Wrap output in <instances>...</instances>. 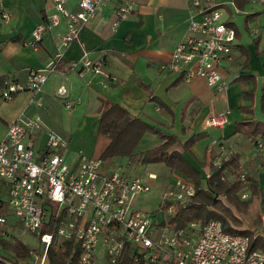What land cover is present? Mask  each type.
Returning <instances> with one entry per match:
<instances>
[{"label":"crops","instance_id":"obj_1","mask_svg":"<svg viewBox=\"0 0 264 264\" xmlns=\"http://www.w3.org/2000/svg\"><path fill=\"white\" fill-rule=\"evenodd\" d=\"M76 1L67 0L66 8H74ZM120 1L100 5L83 23L77 38L65 44L59 42L65 29V18L61 16L57 24L46 26L33 47L25 41L34 25L45 21L53 10V0H0V139L8 124L18 116L38 115L43 127L33 136L35 147L43 145L46 130L52 129L68 138L73 155L77 149L100 155L108 142V136L98 129L99 109L102 99L106 98L178 135L175 143L178 148H182L181 142L189 134L198 133L188 142L183 154L203 175L207 174L211 160L230 150L238 152L240 162L250 159L254 154L253 137L247 131L253 128V123L246 121L252 119L264 125V5L253 0H233L236 7L231 9L228 0H215L221 11H226L222 19L235 31L233 56L220 68L228 84L223 89H215L202 76L185 79L182 71L170 66L172 50L188 32L190 16L198 14L192 0H131L132 12L115 23L114 7ZM246 4H249L247 10ZM239 11H243L246 27L253 32L258 54L251 41L238 40L240 32L232 14ZM58 49L62 53L38 90L25 87L15 91L11 100L3 98L1 88L5 76L26 81L30 70L42 66ZM85 49L91 57L103 60L100 72L81 65L80 56ZM239 74L245 77L235 79ZM60 83L65 85L67 95L79 97L71 109L63 103L65 96L56 92ZM64 108L68 110L65 112ZM219 108H228L225 124L205 126L206 112ZM72 127L86 128L88 136L72 140L69 131ZM259 136L257 132L255 137ZM161 140L157 131L145 130L133 154L111 156L117 161L110 156L104 158L103 168L107 169L113 162H121L125 167L131 163L128 170L137 172V163L165 164L162 160H140L143 151ZM166 166L172 173L164 187L177 177L191 179L184 171ZM149 172L155 176H149ZM142 176L151 184L157 174L148 169L147 176ZM257 178L264 196V164L257 169ZM6 195V185L0 178V200L4 202ZM258 200L251 203L250 209L259 206ZM2 205L6 219L0 221V238L12 239L17 237L13 226L21 224L5 203ZM7 248L0 242V255L11 259L14 250ZM3 249L7 252L3 253ZM5 260L1 259L0 264H10Z\"/></svg>","mask_w":264,"mask_h":264},{"label":"built area","instance_id":"obj_2","mask_svg":"<svg viewBox=\"0 0 264 264\" xmlns=\"http://www.w3.org/2000/svg\"><path fill=\"white\" fill-rule=\"evenodd\" d=\"M66 1L53 0V10L45 21L34 25L25 41L28 45L35 47L46 26L57 24L61 16L65 18V29L59 42L65 44L77 38L83 23L100 5L112 0H77L70 9ZM253 1L264 5V0ZM192 4L198 14L190 16L188 32L174 46L170 66L182 71L185 79L199 75L209 86L223 89L228 80L220 68L233 56L234 28L222 19L215 0H192ZM132 10L131 0L116 3L114 22ZM61 53L56 50L42 66L31 69L24 82L5 76L3 98L11 100L15 91L25 87L38 90ZM80 63L93 72L103 67V60L91 57L86 49ZM56 92L65 96L63 103L68 109L79 101V97L67 95L63 83ZM227 112L228 108L208 110L204 125H224ZM42 127L38 115H21L8 124L0 139V178L7 188L4 202L0 200V221L6 219L2 210L5 203L21 226L35 233L41 243L40 248L30 249L21 263L50 264L51 241L60 245L73 239L78 246L79 264H264V252L249 248L248 235L223 229L216 217L202 224L196 219L188 220L181 226L168 220L175 204L184 205L194 192L191 179L177 177L162 191L161 200L166 204L160 207L167 216H156L133 205L138 192L150 189V183L140 173L129 171L121 162L104 169L101 155L87 154L82 149L67 158L63 151L68 138L52 129L46 130L43 145L35 147L33 136ZM253 147L264 153L261 141L257 140ZM148 175L155 176L153 172ZM247 195L243 189L241 196ZM260 218L263 224L264 212ZM53 222L54 228H46Z\"/></svg>","mask_w":264,"mask_h":264},{"label":"trees","instance_id":"obj_3","mask_svg":"<svg viewBox=\"0 0 264 264\" xmlns=\"http://www.w3.org/2000/svg\"><path fill=\"white\" fill-rule=\"evenodd\" d=\"M244 77L245 74H239L234 78ZM246 122L253 123V128L247 131L253 137L252 144L259 140L264 145V125L252 119H247ZM98 129L108 136V142L100 153L103 158L131 155L135 152V144L145 130L157 131L162 138L161 142L143 151L140 160L144 162L162 160L170 168L184 171L194 184L192 195L184 205L175 204L174 211L168 215V220L174 226H181L188 220L196 219L202 224L208 218L216 217L221 221L223 229L248 235L249 248H258L264 252V223L262 224L258 213L259 209L264 211V196L257 178V169L264 164V153L260 149L253 148L252 157L243 162L239 161L237 151L230 150L219 156L217 161L211 160L208 173L203 175L183 154L188 142L198 136L196 132L189 134L181 142L182 148H178L175 146L179 139L178 135L161 129L141 116L131 113L123 104L106 98L102 99V106L99 109ZM257 132L260 133L259 137H255ZM243 189L248 191L246 197L241 196ZM256 198H259V206L251 213L250 206ZM161 204L166 203L161 201ZM55 226L53 222L46 228ZM0 242L14 250L12 258L14 262L19 260L20 256L28 255L32 249L18 237L12 239L1 237ZM77 254L78 246L73 239L65 240L60 245H56L53 240L48 245L50 264L65 262L79 264Z\"/></svg>","mask_w":264,"mask_h":264},{"label":"rangeland","instance_id":"obj_4","mask_svg":"<svg viewBox=\"0 0 264 264\" xmlns=\"http://www.w3.org/2000/svg\"><path fill=\"white\" fill-rule=\"evenodd\" d=\"M228 6L231 7V9H234L236 7V4L233 2V0H228ZM249 8V4H246L244 9L247 10ZM222 14L225 16L226 15V11L222 9ZM232 18L234 19L237 28L240 32V36L238 37V40L240 42L246 43L248 41H251L253 43L254 46V50L255 52L258 54V48H256V42L254 40V35L252 30H248L246 27V23L244 22V13L243 11H239V12H233L232 14ZM253 26V25H252ZM232 52H234L232 50ZM65 110L63 111H67V108H64ZM67 128V126H65V129ZM60 132H62V129H59ZM70 133L72 134V140H76L75 138L77 137H87L88 134L86 133V128L82 129L80 127L78 128H69ZM71 143L69 145L68 143V148L66 147L63 151L64 155L67 158H71L73 155L72 149H70ZM111 159H115L117 161V159L115 157H111ZM108 160H110L109 158L105 160V165L107 166ZM131 163L129 164V166L127 165V169L131 168ZM148 169H153L155 170L157 177H155L152 180V183L150 184V189L147 191H142V192H138L134 198H133V205L135 207H140V208H144L147 210L152 211L153 213H157L156 216L161 217V214H163V217L165 218L167 216V213L165 211L164 208H161L160 206V202L161 200V195H162V191L166 188L164 187V184L167 183V181H169V178L171 177V173L170 170L168 169V167L166 166V164L163 163H159V162H149V163H137V165L135 166V171H137L138 173H141L142 175L147 176V170ZM254 208V207H253ZM251 208L250 212L253 213L254 209ZM260 208V207H259ZM264 212L262 209L258 210L259 216L260 213ZM14 230V232L17 234V237L19 239H21V241L27 245L28 247L31 248H40L41 243L38 239V236L28 230L23 229L21 226L19 225H15L12 228ZM7 250H12L10 247L7 248ZM6 249H3L2 252H7ZM8 254V253H5ZM26 256H20L19 260H17L16 262H14L11 259H9L8 256H4V255H0L1 259H7L8 261H12L15 264H21V259H24ZM6 261V260H5Z\"/></svg>","mask_w":264,"mask_h":264}]
</instances>
